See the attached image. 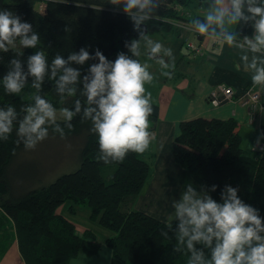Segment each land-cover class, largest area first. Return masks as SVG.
<instances>
[{"label": "trees", "instance_id": "1", "mask_svg": "<svg viewBox=\"0 0 264 264\" xmlns=\"http://www.w3.org/2000/svg\"><path fill=\"white\" fill-rule=\"evenodd\" d=\"M214 4L215 0H150L142 12L132 9L129 13L125 12L124 0L117 4L111 0H0V10L18 15L22 23L31 25L28 35L35 33L39 37L34 48L15 46L13 43L21 39L17 37L12 44L5 45L7 51L0 49V109L13 107L16 112L7 140L0 139V209L4 212L0 214V231L8 239L13 237L14 228L26 264H67L79 251H98L92 231L77 233L75 225L56 212L67 201L70 210L76 205L86 207L90 217L111 232L105 243L119 264H189L192 251L187 247V238L184 243L178 239L179 219L168 222L134 208L152 173L149 161L133 151H128L121 162L105 163L98 159V135L92 131V120L85 115L87 108L96 105L88 103L84 77L91 79L90 67L99 63L97 51L109 62H115L121 53L129 58L133 43L138 44L146 34L180 35V20L197 25L195 18L185 17L180 8H211ZM221 31L214 24L208 25L207 32L223 34L225 38L231 35L232 40L242 41L231 32ZM81 49L89 53V60L82 65L68 61L70 55H78ZM41 51L47 65L42 80L36 81L29 74L28 60ZM57 55L68 61L65 68L80 73L63 93L58 89L64 70L56 69L55 76L52 71ZM13 60L20 63L26 77L24 85L33 87L32 98L7 92L4 77L14 71ZM36 83L39 88L34 87ZM36 96L54 109L59 108L60 100L66 99L67 109L75 113L71 121L57 119L43 125L47 133L72 145L73 158L76 153L78 162L75 169L62 172L49 182L43 180V173L31 170L35 163L20 159L26 149V137L19 135V126L27 115L26 109L35 106ZM57 127L63 135L56 131ZM172 154L175 162L212 199L223 203L222 193L232 187L264 223V149L259 150L254 144L241 147L235 119L182 120L172 142ZM105 169L108 173L104 175ZM259 234L264 236V232ZM215 243V238L211 246L194 242V250L203 253L204 264H210Z\"/></svg>", "mask_w": 264, "mask_h": 264}, {"label": "clouds", "instance_id": "2", "mask_svg": "<svg viewBox=\"0 0 264 264\" xmlns=\"http://www.w3.org/2000/svg\"><path fill=\"white\" fill-rule=\"evenodd\" d=\"M113 4L121 0H111ZM125 12L139 9L141 12L150 4V0H124ZM225 0H215L217 7L209 12L206 17L207 23H197L201 33L208 30V25L216 23L223 26L224 18L228 15L229 23H234L243 17L241 11L244 0H230L231 12L228 7H219ZM252 0H249V4ZM253 17L259 16L255 29L257 35L255 42L249 41L251 51L257 52L264 47V7H250ZM139 23V21H137ZM31 25L22 23L20 17L8 10H0V49L7 51L6 44H12L14 39L20 37V43L24 47L34 48L39 37L33 33ZM233 37L227 36L231 43ZM150 52L155 55L161 51L160 43H152ZM137 44L134 42L131 51L135 55ZM171 55V50H168ZM99 63L90 67V76H85V94L89 107L85 110L93 123L92 131L98 135V143L101 155L99 160L109 163L123 161L128 151L143 154L148 150L153 134L149 131V116L152 113L151 93L145 95V83L151 82L153 77L147 71V67L138 61L119 54L115 62H109L99 51L96 52ZM89 53L81 49L80 53L72 54L68 61L84 64L89 60ZM247 59V57H244ZM65 61L59 55L53 60V76L56 69L63 68L64 74L59 78V91L63 93L65 86L75 83L80 73L73 68H65ZM163 63V61H161ZM14 71L4 77V86L9 93H19L24 87L26 77L22 74L20 63L12 61ZM47 61L45 54L36 52L29 57V74L42 80L46 71ZM167 67V65H164ZM251 67L256 69L252 76L254 85H264V67L257 68L256 60L253 59ZM39 83L34 87L39 88ZM71 93V90H69ZM27 115L19 126V135L26 137L25 148L34 149L38 141L47 136V129L43 127L48 121H55L56 110L40 96L35 97V106L26 109ZM80 111L79 103L76 112ZM63 117L71 121L74 112L67 108L62 109ZM16 112L13 107L7 110L0 109V139L7 140L12 131ZM72 126L69 125V128ZM56 131L63 132L57 127ZM111 158V160L109 159ZM223 203H217L210 196L198 197L192 186H189L179 203H175L176 217L179 219V241L184 243L187 238V247L192 251V259L189 264H204L203 253L194 250V242H203L211 246L215 238V247L212 248L210 264H264V232L257 211L243 203L237 196V190L228 187L222 193ZM254 242H256L254 244Z\"/></svg>", "mask_w": 264, "mask_h": 264}, {"label": "crops", "instance_id": "3", "mask_svg": "<svg viewBox=\"0 0 264 264\" xmlns=\"http://www.w3.org/2000/svg\"><path fill=\"white\" fill-rule=\"evenodd\" d=\"M225 6L231 12L230 0L219 5ZM215 7L216 4L211 8L193 6L190 13L195 21L207 22V15ZM250 7H264V0H252L251 4L249 0H244L241 9L244 18L234 23H229L228 15L222 27L212 23L220 27L222 33L231 32L242 39L241 42L232 40L229 43L220 34L193 36L191 40L201 49V53L194 54L184 47L182 33L159 32L139 40V55L131 52L130 59L147 67L155 86L151 94L152 113L148 118L149 131L154 139L148 150L140 154L149 161L152 173L135 201V209L170 222L176 218L174 204L181 201L189 186L198 192V197L209 196L199 189L189 173L173 158L172 142L179 133L182 120L195 117L233 118L238 123L242 148L264 142V96L254 107L244 105L240 100L244 90L253 83L252 76L256 74V69L251 67L253 59L256 60L257 68L264 67V50L260 48L253 52L249 44V41L255 42V24L259 20V16L253 17ZM186 36L190 38L191 35ZM148 41L160 43L161 51L151 54ZM168 50H171V55L167 54ZM220 84L230 87L233 95L227 98L219 93V104L212 105L208 100L209 94ZM69 206L67 201L56 212L71 221L77 233L92 231L99 249L94 254L79 251L67 264H119L105 243L111 232L92 219L86 207L76 205L70 210ZM10 223L13 228L9 220ZM12 233L13 237L7 239L5 232L0 231V264H26L19 252L14 228Z\"/></svg>", "mask_w": 264, "mask_h": 264}, {"label": "rangeland", "instance_id": "4", "mask_svg": "<svg viewBox=\"0 0 264 264\" xmlns=\"http://www.w3.org/2000/svg\"><path fill=\"white\" fill-rule=\"evenodd\" d=\"M193 6L194 5L180 8L181 14H183L185 17H188V18L193 17L192 14L190 13L192 12L190 10L192 9ZM177 23H178V27L180 28V32L182 33V35H184L183 36L184 47L187 50H190L194 54H199V53H195L189 46H187V43L189 41L193 42V40H191L193 36L198 35L200 37H203L207 35V33H209L210 35H216V33L214 32H206V33L195 32V30L199 31L197 25H194L186 20H180ZM187 34L191 35L190 38L186 36ZM147 35H150V34H146L144 36H147ZM220 35H223V34H220ZM13 44L18 47L23 46L20 42H14ZM197 46L199 47V45ZM261 50H264V47H261ZM148 83L149 82H146L144 85L145 95H147L148 93L153 94L155 90L154 83L152 82H150L149 84ZM17 94L18 96L22 98L29 99L34 96V89L32 85L26 84L21 89V91ZM66 102H67L66 99L60 100L59 108L55 109L56 110L55 120L65 119L62 114V109L67 108L65 104ZM73 153H74V149L72 148V145L70 146L68 143L64 142L61 138H58L56 136H53L47 133L46 138L42 141H38L34 149H25L20 154L21 156L20 159L35 163V165L32 166L31 170L36 171V172L38 171V173L40 174L43 173V180L45 182H49L53 180L58 174L65 172V171H71L78 166L76 153H75V158H73ZM16 163H19V162L16 161ZM103 172H104V175L108 173L106 169Z\"/></svg>", "mask_w": 264, "mask_h": 264}, {"label": "built area", "instance_id": "5", "mask_svg": "<svg viewBox=\"0 0 264 264\" xmlns=\"http://www.w3.org/2000/svg\"><path fill=\"white\" fill-rule=\"evenodd\" d=\"M195 32H200V31L195 30ZM207 35L210 34L207 33ZM187 46H189L195 53H201L200 47H198L195 43L189 41L187 43ZM219 93H221L227 98H230L233 95V91L231 90L230 87L224 86L222 84L217 85L215 88L211 90L209 94L208 100L210 104L212 105L219 104L220 102L218 98ZM262 96H264V85H254L252 83L244 90L240 100L242 104L248 105L249 107H254L258 103V101L262 98ZM255 148L259 150L264 149V142L255 145Z\"/></svg>", "mask_w": 264, "mask_h": 264}]
</instances>
